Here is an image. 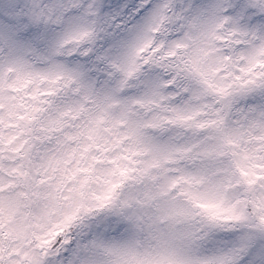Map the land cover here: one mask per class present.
I'll use <instances>...</instances> for the list:
<instances>
[{
  "label": "snow or ice",
  "instance_id": "snow-or-ice-1",
  "mask_svg": "<svg viewBox=\"0 0 264 264\" xmlns=\"http://www.w3.org/2000/svg\"><path fill=\"white\" fill-rule=\"evenodd\" d=\"M0 264H264V0H0Z\"/></svg>",
  "mask_w": 264,
  "mask_h": 264
}]
</instances>
